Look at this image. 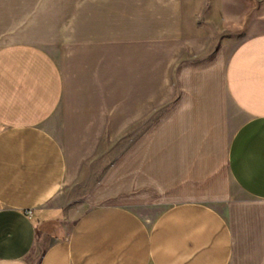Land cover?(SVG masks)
<instances>
[{"label": "crops", "instance_id": "0c3cea01", "mask_svg": "<svg viewBox=\"0 0 264 264\" xmlns=\"http://www.w3.org/2000/svg\"><path fill=\"white\" fill-rule=\"evenodd\" d=\"M206 1L222 30L247 32L223 74L242 117L224 168L247 199L199 197L221 193L206 164L224 108L191 73L205 39L184 0H0V35L37 36L0 45V264H264V0ZM52 36L83 52L71 112ZM120 138L92 184L116 196L72 197Z\"/></svg>", "mask_w": 264, "mask_h": 264}, {"label": "rangeland", "instance_id": "374dc122", "mask_svg": "<svg viewBox=\"0 0 264 264\" xmlns=\"http://www.w3.org/2000/svg\"><path fill=\"white\" fill-rule=\"evenodd\" d=\"M207 1L206 0H184V13L187 17V27L190 33L197 32L201 34H197L199 37L205 39V46L202 51L197 52L195 54H190L189 63L191 64L192 72L198 75H205L206 89L208 92V105L213 106L219 105L224 108V119L219 120L217 126L215 128L216 133L213 134L216 137V140L220 139V143L218 147H213V154L212 158L213 161L211 163H207L206 166L209 164L212 167V170L215 172V177L218 179L219 184H221V193H209L205 195L203 192L205 189L199 188L202 192L200 193L199 197L214 200L210 198H221L222 190L227 192V195L232 199H247L244 197L239 190L233 185L227 175L224 168V146L225 140L232 134V130L234 126L241 120L242 117L236 112L235 108L232 104L229 103L227 92L224 90L223 85V74L225 69V63L228 59L231 50L241 41L242 37L246 35L247 32H225L220 28L217 21V12L215 9L213 10H204L206 9ZM201 9V10H200ZM202 15V16H201ZM201 16V24L197 25L196 22L198 17ZM195 35V34H194ZM195 35V36H197ZM33 38H36L35 35H29ZM27 35L23 34H2L0 35V45L3 43H11L18 39H25L29 38ZM193 36V35H192ZM53 40L45 41L46 43L44 46L48 49L52 58L56 60L58 63L61 71L64 73L65 80L67 82L66 96L69 101L71 112L72 110V88H74V83L76 80V69L79 70V66L82 65L83 67V52L78 49L77 45L73 44H56L54 46V36ZM79 46V45H78ZM204 82V80H202ZM71 88V92L69 95V89ZM65 97V96H64ZM65 99V101L67 100ZM71 101V102H70ZM61 107V106H60ZM210 111H213L210 107ZM57 113L51 119L52 125L55 124L56 120L59 121L60 112L59 109L56 111ZM217 117L216 114H214ZM211 117V116H210ZM221 119V118H220ZM61 121V118H60ZM68 121V120H67ZM69 122V121H68ZM70 123V122H69ZM212 136V137H213ZM116 145V152L112 153H105L100 156L99 159V166L96 167L94 171L90 172V177H88L84 184V187H77L75 189L70 190V194L72 197H84L93 195L94 198L97 200L96 203L102 204L107 203L106 198H113L116 195L112 194V189L109 186H97L94 187L92 184L98 183L101 179L98 176H102L103 178L108 173V166L109 163H113L114 160L118 161L122 159V139H117L115 142ZM102 145H106V142H102ZM152 175V174H150ZM217 175V176H216ZM96 176V177H94ZM153 177L156 176L152 175ZM154 191V190H152ZM172 199V198H169ZM168 199V200H169ZM115 202L127 204L125 200H117ZM114 203V202H108ZM218 207L222 208L223 201L221 202H213Z\"/></svg>", "mask_w": 264, "mask_h": 264}, {"label": "built area", "instance_id": "2783aa9c", "mask_svg": "<svg viewBox=\"0 0 264 264\" xmlns=\"http://www.w3.org/2000/svg\"><path fill=\"white\" fill-rule=\"evenodd\" d=\"M29 216L31 215V211H28Z\"/></svg>", "mask_w": 264, "mask_h": 264}]
</instances>
